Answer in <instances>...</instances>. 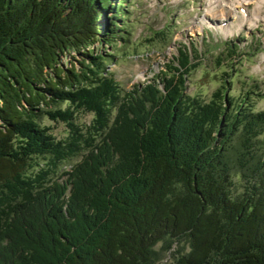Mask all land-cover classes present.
<instances>
[{"label": "trees", "instance_id": "16d2710c", "mask_svg": "<svg viewBox=\"0 0 264 264\" xmlns=\"http://www.w3.org/2000/svg\"><path fill=\"white\" fill-rule=\"evenodd\" d=\"M132 3L0 0V264H264V111L229 80L187 95L186 49L161 85L123 89L104 54L131 36Z\"/></svg>", "mask_w": 264, "mask_h": 264}, {"label": "rangeland", "instance_id": "374dc122", "mask_svg": "<svg viewBox=\"0 0 264 264\" xmlns=\"http://www.w3.org/2000/svg\"><path fill=\"white\" fill-rule=\"evenodd\" d=\"M131 1V36L124 34L125 40L118 41L115 50L110 48L104 54L107 60L105 72L123 89L130 92L139 85L142 90L145 84L154 79L161 85L164 78L162 73L166 72L173 58L186 49L191 54L192 63L196 64L188 75L187 95L209 102L229 80L232 82L229 92L235 105H239L251 93L244 108L251 107L258 113L264 111V27H258V23L252 24L254 31L247 42L238 39L236 36L242 32L239 27L244 20L237 8L226 0H220V4L214 0ZM254 6H250L248 14L255 13ZM225 9L226 20L221 21L220 12ZM226 24L229 29L224 33L221 27ZM244 30L241 35L247 38L248 29L244 27ZM191 46L195 51L191 52ZM65 63L68 64L69 60ZM61 107L65 109L68 105L65 103ZM75 121L84 129L91 124L92 115L80 112ZM40 124L48 127L57 140L67 139L70 134L66 123H56L48 117H43ZM86 154H78L63 165L61 172L63 169L72 171ZM232 181L233 196H241L245 182L236 167ZM162 245L159 244L156 249L160 250ZM186 245L184 247L188 250ZM166 257L158 264L174 261L172 255Z\"/></svg>", "mask_w": 264, "mask_h": 264}, {"label": "bare ground", "instance_id": "6f19581e", "mask_svg": "<svg viewBox=\"0 0 264 264\" xmlns=\"http://www.w3.org/2000/svg\"><path fill=\"white\" fill-rule=\"evenodd\" d=\"M224 6V5H223ZM227 6V5H226ZM229 6V5H228ZM222 9V8H221ZM213 10V9H212ZM230 10V9H229ZM215 11V10H214ZM217 11V10H216ZM224 10L223 11H221L220 12V20L221 21H225L226 20V16H225V14H224ZM213 13V12H212ZM210 16H211V14H210ZM214 17V16H213ZM215 18V17H214ZM232 19V18H231ZM209 25H211V24H209ZM229 26H230V24H229ZM221 29L223 30V32L224 33H227L228 32V29H229V27H228V24H226V26L224 25L223 27H221Z\"/></svg>", "mask_w": 264, "mask_h": 264}, {"label": "water", "instance_id": "95a60500", "mask_svg": "<svg viewBox=\"0 0 264 264\" xmlns=\"http://www.w3.org/2000/svg\"><path fill=\"white\" fill-rule=\"evenodd\" d=\"M227 100H228V98H227ZM224 120H225V119L223 118V121H222V122H224Z\"/></svg>", "mask_w": 264, "mask_h": 264}]
</instances>
